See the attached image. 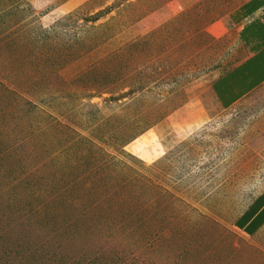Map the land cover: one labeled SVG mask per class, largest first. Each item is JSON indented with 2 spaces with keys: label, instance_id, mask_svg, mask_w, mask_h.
I'll return each instance as SVG.
<instances>
[{
  "label": "rangeland",
  "instance_id": "1",
  "mask_svg": "<svg viewBox=\"0 0 264 264\" xmlns=\"http://www.w3.org/2000/svg\"><path fill=\"white\" fill-rule=\"evenodd\" d=\"M179 1L0 0V264H264V91L207 111L235 3Z\"/></svg>",
  "mask_w": 264,
  "mask_h": 264
},
{
  "label": "crops",
  "instance_id": "2",
  "mask_svg": "<svg viewBox=\"0 0 264 264\" xmlns=\"http://www.w3.org/2000/svg\"><path fill=\"white\" fill-rule=\"evenodd\" d=\"M223 2L235 5L227 8L216 26L222 31L230 28L234 33L236 48L231 56L236 62L203 91L202 99L207 111L227 110L248 95L264 91V0ZM175 4L179 6L181 2L173 0L171 5ZM263 194L264 190L235 222V229L245 236H251L248 233L254 231L264 217ZM263 226L264 222L252 235Z\"/></svg>",
  "mask_w": 264,
  "mask_h": 264
},
{
  "label": "trees",
  "instance_id": "3",
  "mask_svg": "<svg viewBox=\"0 0 264 264\" xmlns=\"http://www.w3.org/2000/svg\"><path fill=\"white\" fill-rule=\"evenodd\" d=\"M262 196L264 197V194H263ZM262 196H261V198H262ZM263 222H264V217H263V219H261V221L257 224V226L255 227L254 231L257 230V229L263 224ZM254 231H252L251 233H248V232H247V233H248L249 235H252Z\"/></svg>",
  "mask_w": 264,
  "mask_h": 264
}]
</instances>
